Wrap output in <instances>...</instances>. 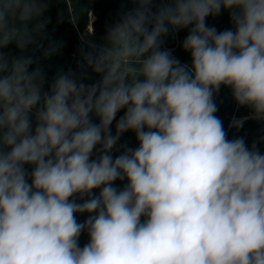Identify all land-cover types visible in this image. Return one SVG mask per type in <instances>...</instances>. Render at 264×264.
Instances as JSON below:
<instances>
[{"label":"clouds","instance_id":"clouds-1","mask_svg":"<svg viewBox=\"0 0 264 264\" xmlns=\"http://www.w3.org/2000/svg\"><path fill=\"white\" fill-rule=\"evenodd\" d=\"M52 3L0 0V264H264V153L215 99L264 121V0H124L49 80Z\"/></svg>","mask_w":264,"mask_h":264},{"label":"trees","instance_id":"trees-1","mask_svg":"<svg viewBox=\"0 0 264 264\" xmlns=\"http://www.w3.org/2000/svg\"><path fill=\"white\" fill-rule=\"evenodd\" d=\"M131 6L124 3V0H53L47 12L50 22L45 29L44 44L46 47L48 41L52 40L60 43L62 48L52 58L41 61L47 70L48 79L51 80L60 68L78 70V64L82 62V53L94 44H102L107 26L118 19L122 9L126 10ZM207 24L215 26L218 31L230 28L229 13L222 10L218 17L210 16L207 18ZM186 35L187 30H181L174 36L169 35L166 38V47L171 48L173 54L182 62L190 64V54L182 48ZM7 51L13 55L19 54L14 45ZM31 51L32 49H29V53ZM35 54L41 55L40 52ZM215 99L219 109L216 115L223 120L229 138L244 137L249 146L255 142L259 150L264 153V121L248 118L241 129L229 128V123L234 117H250V111L234 102L230 89L222 87ZM119 143L130 147L137 146L135 135L131 132L125 133ZM117 184L122 186L120 182ZM86 215L78 214L77 218L82 222L86 219ZM87 242L88 236L84 233L80 237V246H84Z\"/></svg>","mask_w":264,"mask_h":264},{"label":"rangeland","instance_id":"rangeland-1","mask_svg":"<svg viewBox=\"0 0 264 264\" xmlns=\"http://www.w3.org/2000/svg\"><path fill=\"white\" fill-rule=\"evenodd\" d=\"M249 118H251V115H250V117Z\"/></svg>","mask_w":264,"mask_h":264}]
</instances>
